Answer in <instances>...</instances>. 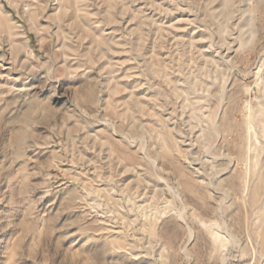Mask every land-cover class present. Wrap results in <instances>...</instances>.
<instances>
[{"label": "rangeland", "instance_id": "obj_1", "mask_svg": "<svg viewBox=\"0 0 264 264\" xmlns=\"http://www.w3.org/2000/svg\"><path fill=\"white\" fill-rule=\"evenodd\" d=\"M264 0H0V264H264Z\"/></svg>", "mask_w": 264, "mask_h": 264}, {"label": "bare ground", "instance_id": "obj_2", "mask_svg": "<svg viewBox=\"0 0 264 264\" xmlns=\"http://www.w3.org/2000/svg\"><path fill=\"white\" fill-rule=\"evenodd\" d=\"M263 249H264V244H263Z\"/></svg>", "mask_w": 264, "mask_h": 264}]
</instances>
